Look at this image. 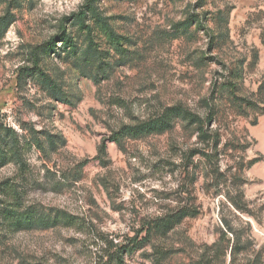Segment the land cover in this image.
Instances as JSON below:
<instances>
[{
  "label": "rangeland",
  "instance_id": "374dc122",
  "mask_svg": "<svg viewBox=\"0 0 264 264\" xmlns=\"http://www.w3.org/2000/svg\"><path fill=\"white\" fill-rule=\"evenodd\" d=\"M87 2L0 0V264H264V0Z\"/></svg>",
  "mask_w": 264,
  "mask_h": 264
},
{
  "label": "trees",
  "instance_id": "16d2710c",
  "mask_svg": "<svg viewBox=\"0 0 264 264\" xmlns=\"http://www.w3.org/2000/svg\"><path fill=\"white\" fill-rule=\"evenodd\" d=\"M84 8L80 9V11L77 13V17L79 20L83 21L85 17L91 13L93 16L97 18L98 21H102V17L97 11L94 4L91 3V0H88V2L83 6ZM84 9V10H83ZM62 42L68 43L71 41L68 37H61ZM117 40V38H115ZM49 44V43H48ZM47 45V44H45ZM42 47V45L40 46ZM38 50V51H37ZM40 52L39 49L36 47L32 51V61L34 65V69L38 68V61ZM95 68L102 70L103 67L99 64ZM224 86L223 88H225ZM260 92L264 91V79L259 85ZM232 96L235 97L234 93H230ZM176 108V107H174ZM178 109H175V111ZM192 119L191 122L194 119V115L191 116ZM194 122H196L194 120ZM168 123V121H165V119L162 117L156 121H153L152 124H150V130L153 128H157L159 130H162L165 124ZM37 142V141H36ZM41 146L42 143L40 142ZM24 144L22 143L20 137L17 135L16 131L12 129L11 127L4 126L2 123L0 124V167L4 166L8 162L14 161L20 166L24 165L23 159H22V149ZM105 146V143H102L101 148L103 149ZM0 191L3 192V194H9V191H13L16 193L17 187L14 186V184L8 183V181H2L0 183ZM0 203H3L4 205H0V226L3 225L5 228L9 229L10 231H16L23 228H29L31 227V224H34L36 221V216L34 212L30 209H23L20 210L16 206H13V203L11 201H6L0 199ZM116 260L121 261L120 258H116Z\"/></svg>",
  "mask_w": 264,
  "mask_h": 264
}]
</instances>
